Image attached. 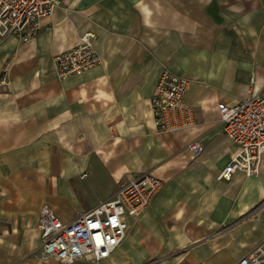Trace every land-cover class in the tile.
<instances>
[{"label":"crops","instance_id":"crops-1","mask_svg":"<svg viewBox=\"0 0 264 264\" xmlns=\"http://www.w3.org/2000/svg\"><path fill=\"white\" fill-rule=\"evenodd\" d=\"M87 31L100 63L59 79L53 56ZM164 69L189 79V128L155 126ZM258 93L264 0H61L34 37H0V264H63L43 255L42 206L70 222L147 171L162 187L120 244L71 264H238L264 239V154L220 178L238 146L217 104Z\"/></svg>","mask_w":264,"mask_h":264},{"label":"built area","instance_id":"built-area-1","mask_svg":"<svg viewBox=\"0 0 264 264\" xmlns=\"http://www.w3.org/2000/svg\"><path fill=\"white\" fill-rule=\"evenodd\" d=\"M60 4L61 0H0V37H34L42 28V20L50 17ZM95 40L96 34L87 31L79 37L78 44L53 56V68L59 79L83 73L100 63ZM188 83V78L167 69L161 72L149 100L158 130L173 131L194 125L193 110L183 102ZM217 109L223 131L238 146L220 178L229 180L236 170L256 174L264 154V95L254 94L232 104L220 101ZM187 146L193 155L202 149L197 140ZM162 184L149 171L138 173L119 183L109 199L78 213L70 222H64L43 205L38 228L44 257H54L63 264L106 259L124 238L129 227L127 219L139 217ZM238 264H264V239L242 256Z\"/></svg>","mask_w":264,"mask_h":264}]
</instances>
